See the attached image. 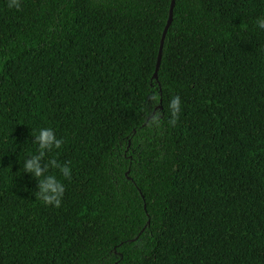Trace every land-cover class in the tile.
I'll return each mask as SVG.
<instances>
[{
    "label": "trees",
    "instance_id": "trees-1",
    "mask_svg": "<svg viewBox=\"0 0 264 264\" xmlns=\"http://www.w3.org/2000/svg\"><path fill=\"white\" fill-rule=\"evenodd\" d=\"M172 1L0 0V264H264V0H177L157 79Z\"/></svg>",
    "mask_w": 264,
    "mask_h": 264
},
{
    "label": "clouds",
    "instance_id": "clouds-1",
    "mask_svg": "<svg viewBox=\"0 0 264 264\" xmlns=\"http://www.w3.org/2000/svg\"><path fill=\"white\" fill-rule=\"evenodd\" d=\"M8 6L19 9L21 7V0H9ZM254 23L257 29L264 30V16H258ZM153 99L158 101L159 98L154 96ZM168 109L173 117L171 123L174 124L181 112L180 96L176 95L171 98ZM31 135L35 137L32 143L37 151L30 152L29 156L24 157L22 163L23 171L38 182V190L35 192L36 198L45 205H54L56 208H59L65 192V184L62 179L57 178L56 174H48V172L50 168L59 169L64 179H70L72 169L67 164L58 163L55 158L46 160V157L53 149H60L64 141L57 138L51 127L39 128L32 131Z\"/></svg>",
    "mask_w": 264,
    "mask_h": 264
},
{
    "label": "water",
    "instance_id": "water-1",
    "mask_svg": "<svg viewBox=\"0 0 264 264\" xmlns=\"http://www.w3.org/2000/svg\"><path fill=\"white\" fill-rule=\"evenodd\" d=\"M176 1L177 0H173L172 1L170 18H169L168 24H167V26L165 28V31H164V34H163V38H162V42H161L160 54H159V58H158V62H157V68H156V73H155V78H157V79L159 77V70H160L161 63H162V57H163V50H164L165 40H166L167 34L169 32V29H170V27H171V25L173 23V12H174V9H175V6H176Z\"/></svg>",
    "mask_w": 264,
    "mask_h": 264
}]
</instances>
